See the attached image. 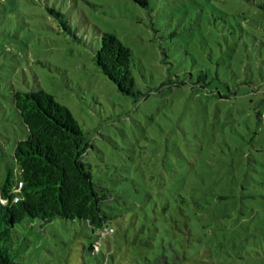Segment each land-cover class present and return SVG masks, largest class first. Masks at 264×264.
<instances>
[{
  "label": "rangeland",
  "instance_id": "obj_1",
  "mask_svg": "<svg viewBox=\"0 0 264 264\" xmlns=\"http://www.w3.org/2000/svg\"><path fill=\"white\" fill-rule=\"evenodd\" d=\"M262 3L0 0V180L28 135L13 93L42 87L86 131L114 228L35 219L24 264H264ZM105 31L132 50L136 96L95 63Z\"/></svg>",
  "mask_w": 264,
  "mask_h": 264
},
{
  "label": "trees",
  "instance_id": "obj_2",
  "mask_svg": "<svg viewBox=\"0 0 264 264\" xmlns=\"http://www.w3.org/2000/svg\"><path fill=\"white\" fill-rule=\"evenodd\" d=\"M134 1L149 5V0ZM94 60L120 91L134 96L140 93L132 72V50L116 34L102 33ZM13 105L28 135L17 140L14 147L17 174L7 167L0 180V194L5 200H0V264H24L20 259L22 237L16 231L25 223L78 218L102 231L112 219L102 208L109 192L93 181L89 163L84 160L91 142L69 107L42 87L15 90ZM19 180L22 185L16 191ZM16 193L18 200H14ZM98 248L99 244L90 245V249ZM148 264L175 263L160 254Z\"/></svg>",
  "mask_w": 264,
  "mask_h": 264
},
{
  "label": "built area",
  "instance_id": "obj_3",
  "mask_svg": "<svg viewBox=\"0 0 264 264\" xmlns=\"http://www.w3.org/2000/svg\"><path fill=\"white\" fill-rule=\"evenodd\" d=\"M21 185H22V181L19 180V181H18V187L15 188V190L17 191ZM18 198H19V194L16 193V194L14 195V200H18ZM0 200L5 201V200L3 199V197L1 196V194H0ZM111 231H113V228H112V227L103 228V230L101 231V234L104 235V234L109 233V232H111Z\"/></svg>",
  "mask_w": 264,
  "mask_h": 264
}]
</instances>
